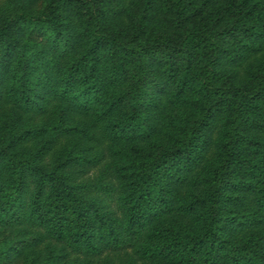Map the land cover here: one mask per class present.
Segmentation results:
<instances>
[{
	"label": "trees",
	"instance_id": "1",
	"mask_svg": "<svg viewBox=\"0 0 264 264\" xmlns=\"http://www.w3.org/2000/svg\"><path fill=\"white\" fill-rule=\"evenodd\" d=\"M0 264H264V0L0 1Z\"/></svg>",
	"mask_w": 264,
	"mask_h": 264
},
{
	"label": "rangeland",
	"instance_id": "2",
	"mask_svg": "<svg viewBox=\"0 0 264 264\" xmlns=\"http://www.w3.org/2000/svg\"><path fill=\"white\" fill-rule=\"evenodd\" d=\"M0 1H2V0H0Z\"/></svg>",
	"mask_w": 264,
	"mask_h": 264
}]
</instances>
